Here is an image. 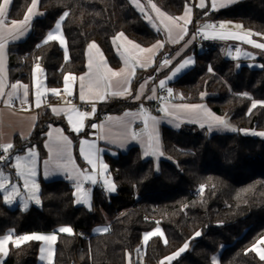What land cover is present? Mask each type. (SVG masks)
<instances>
[{
    "label": "trees",
    "instance_id": "trees-1",
    "mask_svg": "<svg viewBox=\"0 0 264 264\" xmlns=\"http://www.w3.org/2000/svg\"><path fill=\"white\" fill-rule=\"evenodd\" d=\"M151 1L172 16L182 15L193 4V0ZM32 2L12 0L9 18L22 19ZM38 2L43 15L33 21L25 41L9 46L11 81H28L39 63L47 85L59 88L67 73L85 71L86 50L92 42L117 68L120 60L113 39L118 33L142 46L159 38L129 0ZM64 12L69 13L63 22L68 56L57 41L44 43ZM215 14L219 20L264 35V0H241ZM161 57L165 58L162 53ZM170 87L185 95L186 102H205L240 129L264 132V106L252 108L254 102H264V65L236 66L218 52L204 50ZM203 93L208 94L204 99ZM128 108L119 102L104 104L97 117ZM195 128L163 127L158 165L144 158L138 147L117 158L105 156L116 190L106 193L97 188L92 211L75 204L73 187L64 179L41 180V206L27 210L8 207L0 193V236L50 233L69 226L76 235H59L54 264H128V256L142 245L143 234L160 226L166 243L160 236L152 237L143 263L138 264L159 263L186 242L190 249L171 264H214V258L218 264H264L252 250L264 238V136L251 131L206 135ZM47 129L40 119L29 140L42 158ZM76 157L81 163L77 147ZM101 222H110L112 229L93 235V227ZM196 232L200 236L194 238ZM39 246L38 242L11 245L3 264H38Z\"/></svg>",
    "mask_w": 264,
    "mask_h": 264
},
{
    "label": "crops",
    "instance_id": "crops-1",
    "mask_svg": "<svg viewBox=\"0 0 264 264\" xmlns=\"http://www.w3.org/2000/svg\"><path fill=\"white\" fill-rule=\"evenodd\" d=\"M241 0H233V2L228 3L225 7H219L216 10H213L210 6L211 0H205L206 7L200 8L199 3L200 0H194L193 6L191 7L192 12L190 16L191 22L187 24V33L189 37L184 41V45L178 51V53H174V56L166 55L165 57H170V62L168 64H162L160 65L161 71L156 74V77H151L148 79H141L139 85L136 87L134 91H132V82L133 79L137 76L138 70H144L146 68H149L151 66H154L155 64H152L151 62L153 60L161 61V59H158V55H156V48L153 49L152 52H145V53H139L138 50L133 49L132 45L128 42L131 41L135 44H138L137 42L133 41L129 37H127L124 34V37L121 38L117 42L123 46L124 48L129 49V51L136 57L137 60H139V63H143L146 66L140 67L139 63L135 66L134 74H132V68L131 65L126 69L128 72V80L125 81V78L123 76H116V77H109V83L110 86L105 88V95L103 99H101L99 96H96L95 94L88 95L87 100L82 101L79 98L80 95V86H79V77L85 76L86 80L88 78L89 73V60L93 62V65L95 66L97 63H105L108 68H111L113 71L119 72L122 69H125V59L124 55H122L121 51L117 48L115 42H113L114 49L116 51L117 57L120 60V65L117 68H114L111 66L107 58L105 57L103 51L99 47L97 43H95L98 46L97 48H91L90 45L93 43H90L86 50V59H85V71L81 74H73V73H67L72 74L77 79L75 81H70L69 83L72 84V95H68L65 91V84L63 81V86L59 88H51L46 83V74L44 68L42 73L35 72V67L31 73V77L28 81L23 80H17V81H11L9 79V46L13 44H19L27 39L29 36L31 30H32V23L36 18H39L43 15V12L39 8V2L37 5V8L33 10V15L31 18H33L31 25L27 28V30L24 32V35L21 36L18 39H13L11 36H8L5 40V48H4V76H5V84L7 85L4 89V97L0 98V143H9L11 142L14 147L13 149L9 150V153L12 155L11 160L8 163L3 164V168L6 169L3 170L4 174L9 177V183H8V189L11 190V187L13 185H16L20 189V196L17 197L13 203L9 204L6 203V205L10 208H20L22 210H25L23 208V202L24 200H28V207L29 209L32 206L39 207L41 206V197H40V191H41V180H56V179H64L73 187V195L75 199V204L79 206H84L88 210L94 209V193L97 188H103L105 192L107 193H114L115 191H108L107 187L104 185V179H109L114 185V179L110 173L109 165L107 164L105 160V156L109 155L113 158H117L120 154L126 153L130 148L132 147H138L144 158L147 159H153V155H144L145 152V145L147 142V131H153V122L151 119H149V127L147 131L145 130L144 125V119L147 117H154L158 123L155 124V133L158 134V143H159V153L163 154L162 149V129L163 127L171 128L169 125L174 127H180L183 123L185 124H195V123H203L208 125H216L213 121L210 119H205L203 115V110L206 109L209 113H211L212 116L215 117H222L217 115L215 112L211 110V108L205 103V102H198V103H191L183 101V95L181 92L174 90L170 87V83H172L175 79L183 75L186 71L191 69L195 65V56L194 59H191V63H189L185 68H183L179 73H177L175 76H173L171 79H168L166 87L170 88L172 90V98H163L160 95V87H159V81L162 80L161 78L165 76L163 73H168L170 71H174L179 64L185 60L188 59L186 56L190 54L195 48L192 47L193 42V28H194V19L198 16L201 17L202 20L198 23L199 29L207 24L205 21L206 17H203V12L208 9L210 10L214 15V13L225 9L227 7H230L231 5L235 4L236 2ZM151 3H155L152 2ZM32 5V4H31ZM151 6V4L149 3ZM156 5V3H155ZM11 6V4H10ZM9 6V10H10ZM133 6V5H132ZM157 6V5H156ZM31 7V6H30ZM29 7V8H30ZM134 7V6H133ZM28 8V9H29ZM135 8V7H134ZM158 8V7H157ZM136 9V8H135ZM137 10V9H136ZM40 11V13L38 12ZM186 11V9H185ZM185 11L182 15L176 16V17H182L185 14ZM198 11V12H197ZM139 13V11H137ZM164 12V11H163ZM28 10L26 11L24 17L27 15ZM167 14V13H166ZM217 15V14H215ZM24 17L22 19H18L16 21H23ZM8 18H9V12H8ZM65 19V18H64ZM64 19L61 21V28L59 30L58 34H62L65 39V45H61L59 41L57 40L60 47L65 51L66 56H68V49H67V39L63 32V22ZM9 20H14L9 18ZM144 20V19H143ZM219 20V19H218ZM58 22V21H57ZM55 23V25L57 24ZM147 25L146 21H144ZM180 25L179 21H177ZM219 22H222V20H219ZM223 22H229V21H223ZM231 22V21H230ZM234 23V22H231ZM236 23V22H235ZM29 24V23H28ZM28 24L26 26H28ZM54 25V26H55ZM10 26V25H9ZM150 27L149 25H147ZM54 28V27H53ZM53 28L49 32H53ZM152 29V27H150ZM234 26L228 25L225 27L224 30H212V29H206L208 32H237V33H243L240 31L235 30ZM153 30V29H152ZM48 32V33H49ZM47 33V35H48ZM156 33V32H155ZM119 34V33H118ZM117 34V35H118ZM177 34H180V29L175 28V32L173 36H176ZM47 35L45 37V40L47 39ZM116 35V36H117ZM115 36V37H116ZM114 37V38H115ZM254 35L251 36V39H253ZM206 43L209 44H215L219 46L223 51L224 55L227 58H231L232 54L230 50L232 48L236 49V53L233 56L234 60L236 59L238 62L236 63V66H240L242 64H246L253 68H262L264 65V49L256 48L251 44L245 43L242 40H233V39H205ZM254 40V39H253ZM114 41V39H113ZM256 41V40H254ZM157 42H154L153 44L149 46H142V48L148 49L152 48L153 45H157ZM257 42V41H256ZM258 43V42H257ZM67 50V51H66ZM244 53H249L250 55L246 56ZM102 54V55H101ZM156 55V57H155ZM155 57V58H154ZM190 57V56H189ZM165 61V58H164ZM178 65V66H177ZM177 66V67H176ZM176 67V68H175ZM172 72L170 73V76H172ZM65 75V76H66ZM39 76L40 80L42 82V87L40 89L42 96H41V106L36 107L35 106V77ZM167 77V78H168ZM19 83L20 85H27L28 86V96L26 98L23 97V89H18V97H14V103L11 105L6 104L4 101L7 100V94L12 91L11 85ZM143 85V92L141 94V86ZM127 88L128 91H124V89ZM45 89L48 91L45 92ZM52 89L58 90V94L54 95L52 93ZM153 89H155V93H153ZM62 91H64V94H60ZM122 93L118 95H113V93ZM139 94V98L137 95ZM155 95V99H148L149 96ZM208 96L207 93H203L201 97L204 99ZM128 98V99H127ZM24 100V103H21V100ZM162 99V100H161ZM161 100V101H160ZM160 101V102H159ZM75 102V103H73ZM116 102H119L122 105H127L129 108L121 113L117 114H109L104 115L102 117L94 116V114H90L88 117L84 120V126L81 128L79 132L73 131L72 125L68 121V113L65 111H61L59 114L52 111L53 108L56 109H71L75 108L79 110L80 112H84L82 109V106L84 104H114ZM158 102V103H157ZM179 105H201L202 109L192 110V109H183V108H177L175 106ZM167 107L168 113L166 114L163 109ZM141 109H145L146 113H142ZM75 116V114L73 113ZM35 117V119H33ZM40 119H44L47 123V132H46V139L44 141V147H45V155L42 158L38 149V146L35 144L30 143V139L35 133L38 123L40 122ZM222 119V118H221ZM97 125V127L93 128L91 125ZM172 129V128H171ZM175 130V129H174ZM135 132L137 134L136 139H132L130 133ZM244 133H249L247 130H243ZM62 133L63 136L67 137L68 140L71 141V144L68 146L70 149L71 154V164H68V156L67 154L63 156H58L57 153V145L56 140L58 139L59 135ZM50 134V135H49ZM217 134V133H213ZM83 141H88L89 144L94 143L95 149H92V151L95 153V158L98 160V168L96 170L97 173V183L92 184L90 181L84 182V188L89 191L90 193V204L91 207L89 208L87 205L83 203H76V190H75V181L73 179H70L69 176L72 174V168L73 166L79 168L80 170H87L88 172H93V169L90 165L87 164V162L84 160L83 155L80 152V148L82 146ZM20 144V147H17L16 145ZM123 145V146H121ZM87 147V145H84ZM76 147L78 148V154L81 159V163L78 162L76 157ZM32 149L36 153V176L34 178L30 177L31 179L35 180V183L39 185V200L40 203L36 204L34 199H30V192L28 189L24 187V177H21L17 175V169L15 168L16 160L15 157L17 155L21 157H29L28 150ZM51 149V150H50ZM2 151V150H1ZM163 155H157L156 157L161 159ZM31 158L28 159V163L30 165ZM64 164H68V170L64 171L59 166H62ZM101 164H107L108 170L106 173H103L100 169ZM8 171V172H7ZM17 183V184H16ZM116 190V185H115ZM0 193L4 197L5 193L0 190ZM4 199V198H3ZM5 201V200H4ZM26 209V210H27ZM66 227V226H61ZM69 227V226H67ZM107 227L110 231L111 230V223L110 222H101L95 225L92 229L93 235L98 234H104L108 231H102L101 229ZM60 228V227H59ZM55 229L53 232L50 233H30L26 235L31 234H43V235H51L56 234L57 240L51 244L52 249V256H51V264H54L55 260V253H56V243L58 241V237L61 234L65 235H76L75 230L72 228V233H59ZM159 228L163 235H153L149 238V240L154 236H160L163 241L165 242V235L163 233V230L160 226L156 227L150 232H155V230ZM150 232H146L143 234L142 237V244H143V254L140 256V258L144 259L145 252H146V246L147 243L144 242V235ZM17 236V235H16ZM16 236H13V238H17ZM3 237V236H0ZM19 237V236H18ZM28 242H38L39 243V253L37 255V262L38 264H49V253L48 251L41 252V248H48V244H46L43 241H28ZM28 242H22L20 244L23 245L24 243ZM189 244V243H188ZM13 245L11 242L7 245V255L9 253L10 246ZM190 245V244H189ZM14 246V245H13ZM190 249V246L182 252L178 257L183 255L186 251ZM7 255H4L3 253H0V264H3ZM173 255V254H172ZM170 255V256H172ZM41 256H44V259H41ZM169 257V256H168ZM178 257H176L174 260H176ZM174 260L171 262H168L167 264H171ZM218 260V259H217ZM162 261H166L164 258ZM140 262H136L133 255L128 256V264H138ZM166 263V262H165Z\"/></svg>",
    "mask_w": 264,
    "mask_h": 264
},
{
    "label": "snow or ice",
    "instance_id": "snow-or-ice-1",
    "mask_svg": "<svg viewBox=\"0 0 264 264\" xmlns=\"http://www.w3.org/2000/svg\"><path fill=\"white\" fill-rule=\"evenodd\" d=\"M132 2L136 5L137 8L140 9L141 13L145 15V18L149 20L150 23L153 24V27H156L157 31H160L161 29L157 27L155 22L152 20V17L145 12V9L143 5L140 4L139 0H132ZM233 2V0H211L210 6L213 10H216L219 7H225L228 3ZM12 3V0H0V98H3L5 93L4 89L7 86L5 84V76H4V48H5V40L8 36H11L13 39H18L21 36L24 35V32L27 30L26 25L29 23L30 17L33 15V10L37 8L38 0H33L31 7L28 9L27 15L24 17L23 21H16V20H9L8 18V12H9V6ZM149 3L151 4L152 10H154L158 17H160V24L163 25V30H165L168 34V38L170 40H173L176 42L178 39H183V36L187 34V24L191 22L190 16L192 9L191 7H187L184 16L179 18H174L171 16H167L165 13L161 12L159 8L154 3H151V0H149ZM200 8L206 7L205 0H200L199 3ZM69 15L68 12H64L61 20L66 18ZM184 21L183 25H180L177 21ZM10 25V26H9ZM226 25L224 23H221L220 25L207 23L203 25L200 29H198V32L204 36L205 39H233V40H242L245 43L251 44L256 48L264 49V43H257L253 39H251L252 35H261L260 33H252V32H244V33H237V32H208L206 29H212L215 30L217 28L224 29ZM237 28H242V25H236ZM61 28V23L58 22L55 25V31L49 32L47 35V39L44 41L45 44H47L49 41H59L61 45H65V39L62 34H58L59 30ZM179 28L180 34L178 37H173V29ZM121 38L124 37V33H119L115 38L114 41H118ZM195 38V35H193L192 39ZM126 39V38H125ZM132 45L133 49L138 50L139 53H145V52H152L154 48L157 47H163V44L161 42H157V45H153L152 48H142L140 45L135 44L131 41L128 42ZM91 48H97L98 46L93 42L90 46ZM102 55V54H101ZM125 59V69H122L119 72L113 71L111 68H108L105 63H97L95 66L93 65V62L91 59L89 60L88 68L89 73L88 78L86 80L85 76L79 77V86H80V95L79 98L84 101L87 100L88 95L95 94L96 96H99L101 99H103L105 95V88L110 86L109 83V77H116V76H123L125 78V81L128 80V72L126 69L131 65L132 68V74H134L135 66L137 63H139V60L136 59V57L129 51V49L125 48L124 53ZM244 55L248 56L249 53H244ZM192 61L190 59L183 60L179 66L172 72V76L168 77L167 79H171L173 76H175L177 73H179L183 68H185L189 63ZM165 64L169 63V60L164 61ZM140 67H145L146 65L143 63H139ZM211 70V69H210ZM35 72L42 73L43 69L41 68L40 64L37 63L35 65ZM77 77H75L72 74H68L64 77V84L65 88L64 91L68 95H72V84L69 83L70 81H75ZM35 106L40 107L41 106V96L42 93L40 91L42 87V82L40 80L39 76L35 77ZM159 87L165 88L166 87V80H160L159 81ZM23 89V97L26 98L28 96V86L27 85H20L19 83L11 85L12 91L7 94V100L4 101L6 104L11 105L13 103V98L18 97V89ZM48 91L45 89V92ZM54 95L58 94V90L52 89L51 90ZM124 91H128L127 88L124 89ZM153 93H155V89L152 90ZM169 94H171V89H167ZM143 92V85L141 86V94ZM122 93H113V95H118ZM244 95H247L246 93ZM139 98V94L137 97ZM155 95L149 96L148 99H155ZM163 99V98H162ZM21 103H24V100H21ZM262 106H264V102H259ZM257 106V102H254L252 104V108H255ZM177 108H183V109H202L201 105H179L175 106ZM95 106L92 107L91 113L95 112ZM53 112L59 114L61 111H65L68 113V121L72 125L73 131L79 132L81 128L84 126V120L86 117H88L91 113L88 111L80 112L79 110L75 109L74 107L71 109H52ZM163 111L166 114L168 113V108L165 107ZM142 113H146L145 109H141ZM75 114V116L73 115ZM203 115L205 119H210L213 121L216 125L223 127V128H229L230 125L227 123V121L221 119L220 117L212 116L211 113H209L206 109L203 110ZM35 119V117H33ZM149 119L153 122V131H147L149 127ZM144 125L145 130L147 131V142L145 145V152L144 155H161L162 153H159V143H158V134L155 133V124L158 123L154 117H147L144 119ZM203 126V125H201ZM91 127L95 128L97 125L93 124ZM232 131H236L235 128L231 129ZM247 134V133H246ZM252 135H259L264 136V132H252ZM50 135V134H49ZM132 139H136L137 134L135 132L130 133ZM71 144V141L68 140L67 137L63 136L62 133L59 135L58 139L56 140L57 145V155L63 156L67 154L68 156V164H71V154L69 145ZM84 145H87L85 147ZM123 146V145H121ZM14 145L9 143H0V150H2L3 154H0V161H7L9 157L6 155L9 153V150L13 149ZM92 149H95V144H89L88 141H83L82 146L80 148V152L83 155L84 160L87 162L88 165L91 166L93 169V172H88L87 170H80L79 168L73 166L72 168V174H70L69 178L73 179L75 181V190H76V203H83L87 205L89 208L91 207L90 204V193L88 190L84 188V182L90 181L92 184L97 183V173L96 170L98 168V160L95 158V153L92 151ZM51 150V149H50ZM29 157H21L17 155L15 157L16 164L15 168L18 170L17 175L24 177V187L29 190L30 192V199H34L36 204L40 203L39 200V185L35 183L34 179L30 180L31 178H34L36 176V153L34 150L29 149L28 150ZM30 160V165L27 162L28 159ZM68 164H64L62 166H59L62 170L67 171L68 170ZM100 169L103 173H106L108 170L107 164H101ZM8 183H9V177L4 174L3 169H0V190H2L4 195V200L6 203H13L14 200L20 196V189L13 185L11 187V190L8 189ZM104 185L107 187L108 191H115V185L107 178L104 179ZM203 189H201L202 191ZM28 207V200H24L23 202V208L26 210ZM102 231H108L109 229L107 227L101 229ZM59 233H72L71 227H60L57 230ZM163 235L161 230L157 228L155 232H150L144 235V242L147 243L149 238L153 235ZM200 232H196L195 236H199ZM57 240V235L51 234V235H43V234H31V235H22L17 238H13V234L9 233L4 235L3 237H0V253H3L4 255H7V245L9 242H11L15 247H19L22 242H28V241H43L46 244H48V248H41V252L48 251L49 253V264H51V256H52V249L51 244H53ZM166 243V241H165ZM264 243V238H262L260 241H257V244ZM188 243L186 242L176 253H174L172 256L166 257V261L171 262L176 257H178L182 252H184L188 248ZM252 250H256L260 254V258L264 260V250H260L256 248V246H253ZM139 249H137V252ZM44 256H41V259H44ZM161 264H164V262H161Z\"/></svg>",
    "mask_w": 264,
    "mask_h": 264
},
{
    "label": "rangeland",
    "instance_id": "rangeland-1",
    "mask_svg": "<svg viewBox=\"0 0 264 264\" xmlns=\"http://www.w3.org/2000/svg\"><path fill=\"white\" fill-rule=\"evenodd\" d=\"M194 1V0H193ZM130 2V5L136 10V11H139V14L141 15V17L144 19V21H146L147 25H149L150 27H152L153 31L156 32L158 35H159V38H158V41L161 42L163 44V47H157L156 48V55H158L159 53H162L164 56L166 55H171V56H174V53H178V51H180V49L182 48V46L184 45V41L189 37L188 33L186 35L183 36V39H178L176 40V42H174L173 40H170L168 38V34L165 30H163V25L160 24V17H158L157 13L152 10L151 6L149 5V0H139L140 4L143 5L144 9H145V12H147V14L149 16L152 17V20L155 22V24L157 25V27H159L161 30L160 31H157L156 27H153V24L149 22L148 19L145 18V15L141 13L140 9L136 7V5L132 2V0H129ZM153 2V1H152ZM155 4V3H154ZM157 7L161 10V12H163V10L161 9V7L156 4ZM193 6V5H192ZM40 13V11H38ZM163 13L166 14V12L164 11ZM167 16H171V17H174V18H178L176 16H172L170 14H166ZM32 20L33 18L30 17V20H29V24L28 26H26V29L29 27V25H31L32 23ZM58 22L61 23V17L57 20ZM57 22V23H58ZM181 24H183L182 20L179 21ZM219 22V20H218ZM232 22V21H231ZM230 21L229 22H219V25L221 23H224L226 25V27L230 24L232 26H234V28H236L235 30L237 31H240V32H250L249 30L245 29L243 27L242 24L240 23H231ZM236 25H242V28H237ZM225 29V28H224ZM224 29H219L217 28V30H224ZM53 30H55V26L53 28ZM174 32H175V28L173 29V35H174ZM193 32V31H192ZM179 34H177L176 36H173L174 38L178 37ZM254 40H256L258 43H264V35H254L253 37ZM117 48L121 51V53L123 54L124 53V47L121 46L117 41L115 42ZM67 51V50H66ZM204 51V47L203 46H198L196 49H194L190 54H188L186 56V58L188 59H194V56L198 55V54H201L203 53ZM155 55V57H156ZM190 56V57H189ZM154 57V58H155ZM152 64H155L154 66H151L149 68H146V69H142V70H138L137 72V76L133 79V82H132V91H134L136 89V87L139 85L141 79H148V78H151V77H156V74L159 73V71H161V68H160V65L164 64V58L161 57V61H156V60H153L151 62ZM138 64V63H137ZM178 66V65H177ZM176 66V67H177ZM175 67V68H176ZM172 71L168 72L165 74V76H163L161 79L162 80H166V84H167V77L170 75ZM182 94V93H181ZM202 95V94H201ZM128 99V98H127ZM186 99V96L183 95V101H185ZM257 102V105H261L259 102L261 101H256ZM223 120L227 121V123L230 125L229 128H223V127H220L218 125H208V124H203V123H195L193 125H195V130L198 131L199 133L201 134H213V133H219V134H224V133H242L243 132V129H240L238 126H236L235 124H233L227 117L225 116H222L221 117ZM185 125H190V124H185L183 123L180 127H174V126H171L169 125L172 129H175V130H180V129H183L185 127ZM203 125V126H201ZM232 128H235L236 131H232L231 129ZM249 133H251L252 131L251 130H247ZM251 131V132H250ZM253 132H256V131H253ZM163 155V154H161ZM154 161L156 162V164L158 165L159 163V158H157L156 156H154ZM5 162L4 161H0V169H3L6 171V169H4L2 166ZM158 169V168H157ZM8 172V171H7ZM17 184V183H16ZM111 229H112V225H111ZM200 236V235H199ZM199 236H194V238H197ZM18 237V236H16ZM189 243V242H188ZM190 244V243H189ZM188 244V245H189ZM190 246V245H189ZM256 248L260 249V250H264V247H263V244H256L255 245ZM191 247V246H190ZM137 249H139V251L137 252ZM135 252L133 253V257L135 258L136 262H140V263H143V259L140 258V256H142L143 254V244L138 247ZM257 255L260 257V254L258 251L254 250ZM164 262V264H167L168 261H162ZM166 262V263H165ZM156 264H161V262L159 263H156ZM214 264H218V260L217 258H214Z\"/></svg>",
    "mask_w": 264,
    "mask_h": 264
},
{
    "label": "built area",
    "instance_id": "built-area-1",
    "mask_svg": "<svg viewBox=\"0 0 264 264\" xmlns=\"http://www.w3.org/2000/svg\"><path fill=\"white\" fill-rule=\"evenodd\" d=\"M213 13L210 11V10H205L204 12H203V14H202V16L203 17H206V19H205V21L207 22V23H212V24H216V25H219V22H218V16L217 15H212ZM202 20V18L201 17H196L195 19H194V28H193V35H195V38L193 39V42H192V47H194L195 49L200 45V46H203L204 47V50H208V51H216V52H218L225 60H228V61H231V62H233V63H237L238 61L235 59L234 60V58H233V56L235 55V53H236V49L235 48H232L231 50H230V52H231V54H232V57L231 58H227L225 55H224V51L219 47V46H217V45H215V44H209V43H206L205 42V40H204V36L202 35V34H200L199 32H198V29H199V27H198V23L200 22ZM165 60H169V62H170V57H165ZM263 64H264V62H263ZM167 89H169V88H167V87H165V88H161L160 89V95H161V97L162 98H172V91H171V94H169V92L167 91ZM60 94H64V91H62ZM162 100V99H161ZM160 100V101H161ZM159 101V102H160ZM13 103H14V100H13ZM12 103V104H13ZM73 103H75V102H73ZM158 103V102H157ZM93 106H95V112L94 113H91V109H92V107ZM102 105L99 103V104H84L83 106H82V109H83V111L85 112V111H88V112H90L91 114H94V116H97L98 115V113H99V110H100V107H101ZM0 154H3L2 153V151L0 150ZM8 157H9V159L5 162V163H8L10 160H11V158H12V155L10 154V153H7L6 154ZM103 192H105V191H103ZM13 236H16L15 234H13Z\"/></svg>",
    "mask_w": 264,
    "mask_h": 264
}]
</instances>
